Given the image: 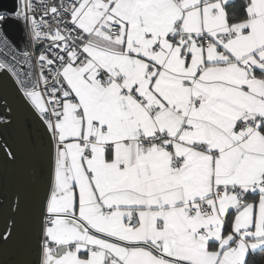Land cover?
I'll use <instances>...</instances> for the list:
<instances>
[{
	"label": "snow or ice",
	"instance_id": "1",
	"mask_svg": "<svg viewBox=\"0 0 264 264\" xmlns=\"http://www.w3.org/2000/svg\"><path fill=\"white\" fill-rule=\"evenodd\" d=\"M233 9V11H229ZM15 0L0 73L52 166L14 264H249L264 254V0ZM17 25V46L5 28ZM0 106V130L12 126ZM18 154L0 141V164ZM0 264L4 261L0 259Z\"/></svg>",
	"mask_w": 264,
	"mask_h": 264
},
{
	"label": "water",
	"instance_id": "2",
	"mask_svg": "<svg viewBox=\"0 0 264 264\" xmlns=\"http://www.w3.org/2000/svg\"><path fill=\"white\" fill-rule=\"evenodd\" d=\"M15 0H0V10L11 11L14 8ZM8 37L19 46L24 41L22 30L17 25H8L5 28ZM0 97L4 103H7L12 109L13 124L16 128L22 151L24 154L27 175L30 186V215L27 232L30 230L42 201V187L40 169L36 159V151L42 148L43 138L36 128V125L28 112H24L18 103L15 95L6 86L5 81L0 79ZM27 234V233H26ZM10 249V253L13 251ZM28 258L26 254L25 240L16 253L10 264L18 259Z\"/></svg>",
	"mask_w": 264,
	"mask_h": 264
},
{
	"label": "crops",
	"instance_id": "3",
	"mask_svg": "<svg viewBox=\"0 0 264 264\" xmlns=\"http://www.w3.org/2000/svg\"><path fill=\"white\" fill-rule=\"evenodd\" d=\"M240 1L242 2V0ZM20 106L24 112H28L23 105L20 104ZM35 125L43 138L42 148L36 151V159L40 169L43 198L48 185L52 160L51 151L47 139L41 128L36 123ZM3 140H7L14 146L17 151L18 158L15 164H0V197L11 196L13 193H20L22 195L24 201V213L22 216L17 217V223L21 226L22 232L26 234L30 215V186L24 154L22 151L18 134L16 132V128L13 123L11 127L4 130H0V141ZM3 227L4 219L3 217H0V229H2ZM23 241L24 239L21 238L17 241L15 245H13L14 247L12 253L9 252V247L0 251V259L4 261V264L11 263L16 253L20 249Z\"/></svg>",
	"mask_w": 264,
	"mask_h": 264
},
{
	"label": "rangeland",
	"instance_id": "4",
	"mask_svg": "<svg viewBox=\"0 0 264 264\" xmlns=\"http://www.w3.org/2000/svg\"><path fill=\"white\" fill-rule=\"evenodd\" d=\"M0 79H2V80L5 81L6 86L15 95V97L18 100V103L21 104V100H20V97H19V93L17 91V86L15 85V83H14L13 79L11 78V76L9 74H6V73H0ZM3 104H4V102H3V100L0 97V106H2ZM11 247L12 246H9V251H10Z\"/></svg>",
	"mask_w": 264,
	"mask_h": 264
},
{
	"label": "trees",
	"instance_id": "5",
	"mask_svg": "<svg viewBox=\"0 0 264 264\" xmlns=\"http://www.w3.org/2000/svg\"><path fill=\"white\" fill-rule=\"evenodd\" d=\"M236 2V9L235 11H239V6L241 5L240 0H235ZM229 11H233V9H229ZM249 264H264V254H257L255 256H250L249 258Z\"/></svg>",
	"mask_w": 264,
	"mask_h": 264
},
{
	"label": "built area",
	"instance_id": "6",
	"mask_svg": "<svg viewBox=\"0 0 264 264\" xmlns=\"http://www.w3.org/2000/svg\"><path fill=\"white\" fill-rule=\"evenodd\" d=\"M24 40H25V37H24ZM0 59H3V57H0Z\"/></svg>",
	"mask_w": 264,
	"mask_h": 264
}]
</instances>
